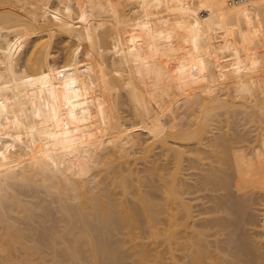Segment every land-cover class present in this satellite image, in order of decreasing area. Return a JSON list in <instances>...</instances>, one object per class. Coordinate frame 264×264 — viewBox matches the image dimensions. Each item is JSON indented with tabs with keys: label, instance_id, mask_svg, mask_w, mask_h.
<instances>
[{
	"label": "bare ground",
	"instance_id": "bare-ground-1",
	"mask_svg": "<svg viewBox=\"0 0 264 264\" xmlns=\"http://www.w3.org/2000/svg\"><path fill=\"white\" fill-rule=\"evenodd\" d=\"M137 44L153 47L160 54L152 67L157 75L189 72L204 75L212 86L219 76L255 74L264 70L258 65L264 61V0H0L2 179L19 173L32 184L39 176L43 187L53 189L66 223L59 237L63 240L71 233V245L66 244L68 250L62 253L72 255L68 258L86 260V255L91 264H249L239 257L230 259V246L223 247L224 240L218 237L233 224L227 215L236 221L245 217L249 228H255L251 214L245 211L252 198L241 196L243 186L254 176L243 164L235 165L243 161L241 152L235 157L229 151L231 140L240 135L209 138L213 127L206 113L242 108L264 128V92L247 99L242 94L254 90V83L245 81L230 90L225 86L222 92H211L208 87L195 89L188 82L186 97H199L197 115L181 121L174 114L163 120L140 77L128 67L113 66L111 57L117 50ZM181 47L187 56L174 64L171 58ZM228 55H244L247 60L234 63L225 59ZM215 56L225 59L226 67L219 70ZM121 57L116 59L128 60L126 55ZM96 84L113 89L114 103L118 102L116 95L125 96L132 122L146 134L137 136L134 149L121 153L119 163L111 143L125 128L116 120L117 131L106 132L100 128L101 121L91 118L100 114L98 96L92 91ZM177 90L181 95L180 86ZM60 117L68 118L67 128L60 129ZM205 141L212 151L220 146V162L236 169L230 177L223 176V170H211L200 184L189 183L180 175L179 163L184 156L198 155ZM84 143L92 144L94 150L85 154L82 149L85 165L79 168L69 154L72 147H66ZM155 147L163 151L167 162L172 160L170 167L154 157L148 159ZM138 159L149 160L144 176L131 166ZM101 179H116L121 193L135 198L121 207L104 204L94 190ZM214 180L229 192L233 187L237 195L234 190L223 197L208 194L203 199L204 191L215 189ZM260 191L264 193V185ZM11 202L15 211L25 210L16 197ZM261 204L264 210V200ZM30 215L27 210V218ZM0 216L5 221L0 238H14L21 246L25 235L51 242L47 237L53 234L52 227L24 235L4 213ZM262 218L264 235V212ZM236 221L234 227L239 226ZM239 238L238 255L259 254L253 238L244 232ZM11 241V246L0 241V264L20 263ZM58 259L50 261L60 264ZM25 260L21 262L37 264L32 255Z\"/></svg>",
	"mask_w": 264,
	"mask_h": 264
},
{
	"label": "rangeland",
	"instance_id": "rangeland-1",
	"mask_svg": "<svg viewBox=\"0 0 264 264\" xmlns=\"http://www.w3.org/2000/svg\"><path fill=\"white\" fill-rule=\"evenodd\" d=\"M219 41L220 40L218 39V42ZM209 43L210 47L214 45L213 40H210ZM221 47L223 46L220 42L219 48ZM183 48L184 47L176 49L173 54L171 61H173L174 64H180L187 56L185 54L186 51H184ZM134 53H136V55ZM123 55L128 56V60L125 59L124 62H120L118 59L122 58L121 56ZM60 56L61 55L59 54V58ZM111 58H113V66H116L117 68L120 66L123 69L128 67L131 69V72L140 77L147 93L150 94L151 98L153 97V99H155V107L161 112L159 117L163 120L172 118L174 114H178L177 118H180L181 121L187 120L191 115H197L199 97L197 95L190 99L186 97L185 92L188 82H191L195 89L201 90L208 87L210 90L213 89L211 92H222L225 86L229 87L228 90H230L245 81L249 82V84L254 83V90H247V92L242 94L247 99H252L255 94L261 96L264 92V70L260 69L257 73L245 75V77H237L232 73L225 75L224 77L219 76L216 82L212 81L211 86V82L207 81V78L204 79V75L195 74L194 76H191L189 72H182L180 74H171L169 72L162 75L155 74L152 67L158 64L161 57L157 50H154L153 47L150 46H141L140 44H137L132 45L130 49L123 50L120 48ZM227 58L231 59L230 61L234 63H236V61L241 62V60H247L244 55H228L225 59ZM218 59L219 60L214 59V61L220 64L219 70H221V66L223 65L226 67L227 64L222 62V60L225 59ZM118 63L122 64L119 65ZM258 65L264 66V61L260 62ZM146 67H149L150 70ZM82 77H85V75H82ZM239 79L240 81H238ZM178 86H180L181 95L178 94ZM97 87L98 84L93 87L92 91L93 94L98 96V109L100 114L92 115L91 118L101 121L100 128H103V131L106 132H116L118 126L120 128H125L124 134L115 136L116 138L110 137L115 138V141L111 144H115L112 147L113 154L117 157L119 163L121 160V153L126 150L134 149L137 136H145L146 134H144V129L141 128V126L132 122L125 96L116 95L118 102L114 103L115 93H113L114 91L112 88H109V86L101 88ZM233 92L234 91L232 90L231 93ZM165 103H169V106H164ZM200 114L203 115L204 113L200 112ZM116 115L120 116V118L116 119ZM206 116L212 119L211 126L213 128L209 138L215 135L218 137L221 135L232 136L233 133L240 135L231 140L233 148L229 151L231 155L235 157L238 156L237 152L240 151L243 161H241L242 163L239 162L235 165L243 164L244 170L254 176L253 181L243 186L241 196L243 199L249 197L252 198V202L246 205L245 211H247V214H251L250 221L255 224V228H249L250 225L244 221L246 220L245 217L241 216L239 217V221H236L233 215H227L233 224L235 223L234 221L237 222L236 224L239 222V226L236 227L235 225L234 227L233 224L226 226L218 239L221 238L224 240L223 243H221L223 247L224 245H227L228 248L230 246L228 249V252L232 254V256H229L230 259L239 257L243 260L249 261V264H264V235L262 234V226L260 225L263 220L262 217L264 212L261 208V202L264 200V193L260 191L262 190V185H264V128L255 120L256 117L254 115L242 108L229 109L227 111L222 108L210 110L206 113ZM116 120L120 122L118 126L113 124ZM57 122L60 129L69 126L67 117H60ZM63 140H66V138ZM73 140L74 142L77 141L76 138H73ZM207 142L208 141H205V145H202L203 148L199 149L198 155L184 156L179 163L180 175L184 177L186 181H189V183L200 184L203 176L209 174L211 170H223V176H225V174H230L227 177L234 174L236 168L233 166L225 167V165L220 162L221 160L217 156L220 146L216 148L215 152L209 148ZM69 146L72 147V150H69ZM191 146L193 147V145ZM66 148L71 151L69 154L71 157L74 156V162L79 168H82L85 165L83 159L85 156L81 153L82 149L85 154L94 150V147L90 143L74 146L69 144ZM199 156H202V158H199ZM153 157L156 158V161L160 165L170 167L173 164L172 160L168 162L166 161L163 151L158 147L152 149L148 159ZM148 159H138L131 164L137 175L144 176L147 174V166L149 165ZM118 163L115 162L114 166L118 167ZM67 165L69 164L67 163ZM165 166L162 167V171L165 170ZM2 174L3 173L0 170V199L3 201L4 206L3 208H0V214L4 213L5 217H8V220L16 223L17 226L21 228L24 235L25 233H40L41 230L48 227H52L54 230L53 234L47 237L51 238V242L54 244L49 242L50 240L47 242L41 239L40 236L32 239L25 235L22 239L24 241L23 246L14 242V238L13 240L9 238H0V241L8 242L10 246L13 244L10 243L11 240V242L15 243L16 248L13 253L18 255L20 263H23L21 261L27 259L29 255L34 257L37 264H52L51 261L55 260L56 262L57 258L61 260L59 261L60 264L90 263V261L87 263L88 256L86 255V260L80 259L82 256H78L79 258L76 257L78 260L76 258L75 260L73 258H68L72 255L68 256V254H65L66 257L65 255L63 256V251L68 250L65 248V245H71V233L66 234L63 240L59 237L63 231L62 227L66 223L65 219L62 218V211L59 208V203L53 189L43 187L40 183L39 176H35V184H31L26 183L19 173L8 175L5 179H2ZM213 183L215 185L212 188L215 187V189L204 191L203 199L208 194H217L220 196L222 195L223 197V194L231 192H229L225 186L220 185L218 180H214ZM98 188L95 187L94 190L97 194L101 195V200H103L104 204L114 203L116 207H121L122 205H125V203L129 204L135 198L134 195L121 193V189L117 185L116 179L110 181L109 179H101L98 183ZM231 189H233L231 192L233 193L235 189L233 187L230 188V190ZM201 192L202 191H200V193ZM236 192L237 191L235 190V195H237ZM239 193L240 192H238V194ZM13 197L19 199L22 203V208L25 209L24 211H15L16 207L11 202ZM9 206H12V210H9ZM27 210L31 213L29 218H27ZM4 224L5 221L0 216V230L3 229ZM242 232L246 233L248 238L254 239L259 254H237V252H240L241 250L239 233ZM119 236L122 237V234H119ZM154 244L155 243L153 242V245ZM63 247L65 250H62ZM52 262L55 263L54 261ZM11 263L13 262L11 261Z\"/></svg>",
	"mask_w": 264,
	"mask_h": 264
}]
</instances>
